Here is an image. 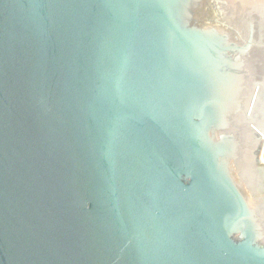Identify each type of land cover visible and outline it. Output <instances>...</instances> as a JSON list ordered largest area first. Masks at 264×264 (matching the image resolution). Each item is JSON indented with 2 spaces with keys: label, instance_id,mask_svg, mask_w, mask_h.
<instances>
[{
  "label": "water",
  "instance_id": "1",
  "mask_svg": "<svg viewBox=\"0 0 264 264\" xmlns=\"http://www.w3.org/2000/svg\"><path fill=\"white\" fill-rule=\"evenodd\" d=\"M264 0H0V264H264Z\"/></svg>",
  "mask_w": 264,
  "mask_h": 264
},
{
  "label": "rangeland",
  "instance_id": "2",
  "mask_svg": "<svg viewBox=\"0 0 264 264\" xmlns=\"http://www.w3.org/2000/svg\"><path fill=\"white\" fill-rule=\"evenodd\" d=\"M262 157L264 158V152H263V154H262Z\"/></svg>",
  "mask_w": 264,
  "mask_h": 264
},
{
  "label": "built area",
  "instance_id": "3",
  "mask_svg": "<svg viewBox=\"0 0 264 264\" xmlns=\"http://www.w3.org/2000/svg\"><path fill=\"white\" fill-rule=\"evenodd\" d=\"M263 161H264V158H263Z\"/></svg>",
  "mask_w": 264,
  "mask_h": 264
}]
</instances>
